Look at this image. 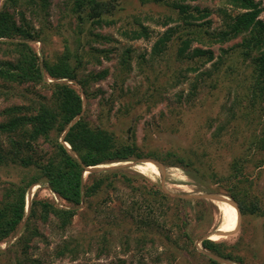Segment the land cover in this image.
<instances>
[{"label":"trees","instance_id":"1","mask_svg":"<svg viewBox=\"0 0 264 264\" xmlns=\"http://www.w3.org/2000/svg\"><path fill=\"white\" fill-rule=\"evenodd\" d=\"M49 1L4 0L0 7V97L12 91L17 92L16 87H29L27 93L20 96L25 104L9 106L0 113V167H17L33 172L29 178L2 188L0 243H6L14 237L17 244L23 239L29 242L38 236L33 227L34 223H46L51 219L58 223V229L64 231L79 212L92 213L94 220L101 218L109 220L106 224L109 229L111 216L103 207L107 201L98 203L97 206H92L91 201L102 191L111 189L113 179L123 177L122 169L104 168L88 174L87 180L84 174L90 167L139 161L149 156L138 146L133 128H129L124 136H117L100 127H93L86 121L82 94L73 86L78 87L85 95L96 98V93H89L92 84L103 81L108 75L106 70L84 74L83 60L87 57L88 61L85 64L92 61L94 58L92 53L79 56L65 46L63 53L52 61L38 57L31 44L43 40L47 34L45 24L49 18ZM138 1L143 6L154 5L169 12L167 15L156 17L145 16L143 21L166 28L157 34L150 50V58L157 60L173 49L175 62L186 65L185 79L189 77L187 78L189 93L183 100L181 96L177 98L180 107L192 106L200 91L208 87V82H211L209 87L213 90L222 83L221 77H224L221 81L232 77L239 69L237 63L233 61H238L248 70L239 86L242 92H236L235 103L229 109V119L226 118L223 124L215 128L211 138L220 142L226 136L236 134L237 110L241 111L240 105L244 98L240 97L244 96L245 105L242 106L238 119L255 117L254 121H260L261 128L258 133L254 129L251 130L249 145L243 151L259 155L260 158L255 161L254 166L256 169H262L264 20L261 19V14L264 9L255 0H216L220 6L215 13L220 17L221 26L214 28L209 19L213 11L192 5L214 0ZM118 10L117 0H71L70 14L77 19L76 43L80 42V36L86 33V27L90 29L89 35L95 38L93 42L110 41L108 36L92 34V31L95 27L114 25L113 18ZM134 22L136 28L123 31L121 36L127 41L149 40L151 31L148 26L143 25L139 18H135ZM36 25L39 27L36 28ZM238 39L240 41L237 44L226 50L220 49L221 54L215 57L212 47ZM94 52L103 53L98 50ZM127 53L129 50L124 53L121 61L123 69L128 68L130 58ZM95 63H98V60ZM208 64H210L208 69L200 71ZM190 75H193V78H190ZM172 76L176 79L179 75L176 72ZM30 86L32 88L44 86L50 90V98L47 99L31 90ZM30 94L33 97L27 98ZM224 141L225 147H228L226 142H229V139ZM204 155L205 150H201L199 155L194 150L182 153L168 152L166 160L173 159L169 166L181 167L189 175L200 174L202 163L199 157L202 158ZM157 160L164 166L163 162L168 161ZM228 166L229 178L237 183L246 181L243 176L245 164L236 159ZM218 184L215 182L213 185ZM37 185H46L49 191L67 206L58 207L48 201L33 198L27 209L26 198L30 190ZM216 190H221L236 202L238 214L262 216L263 211L256 203L246 204L248 194L238 186L226 189L219 187ZM140 196H143L141 201L131 202L129 207L120 210L121 218L113 219L116 228L123 223L128 225L129 230L139 231L141 236L138 240L141 243L146 241L153 243L154 237L150 234L162 233L164 226H175L180 230L181 237L184 239L187 237L182 227L185 220L176 221L178 212H181V206L185 203L183 200H170L159 189L151 187ZM164 238L169 246L170 244L173 246L176 241L168 234H165ZM201 246L205 252L234 262L231 255L223 253V244L220 242L203 240ZM24 247H27V244H24ZM66 251L71 255L77 253L76 248L65 245L57 251L56 256L61 257ZM35 263L25 252L24 258L14 264ZM118 264L123 262L119 261ZM208 264L220 263L208 258Z\"/></svg>","mask_w":264,"mask_h":264},{"label":"rangeland","instance_id":"2","mask_svg":"<svg viewBox=\"0 0 264 264\" xmlns=\"http://www.w3.org/2000/svg\"><path fill=\"white\" fill-rule=\"evenodd\" d=\"M3 1L0 0V7ZM255 1L264 9V0ZM49 2V18L45 24L47 34L43 40L31 44L38 57L52 61L61 55L66 47L79 56L92 53V61L85 64L87 57L83 60V73H99L106 70L108 75L103 81L92 84L89 93H96V98L85 95L78 87L73 86L82 94L86 121L93 127H100L117 136H124L129 128H133L138 146L149 156L139 161L100 166L120 168L123 173V177L113 179L111 189L102 191L91 201L92 206L107 201L103 207L111 216L109 229L106 226L109 220H94L92 213L88 212L77 213L64 231L58 229V223L53 219L46 223L36 222L33 227L38 236L31 241L26 242L27 240L23 239L17 244L14 237L6 243H0V264H14L24 258L25 252L35 264H118L119 261L123 264H208V257L203 253L200 240H210V237L216 234L223 218L222 205L217 201L187 196H199L202 192L217 191L219 187L226 189L234 185L247 192L246 204L256 203L263 214L240 215L236 210L232 230L217 241L223 244V253L231 255L234 262L222 259L229 264H264V167L256 169L254 166L255 161L260 158L259 155L243 151L249 145L251 130L254 129L258 133L261 123L254 121L255 117L252 116L248 119H238L242 106L245 105L244 96L240 97L244 98L240 105L241 111L237 110L236 134L226 136L220 142L211 138L215 128L223 124L226 118L229 119V109L235 103L236 92H242L239 86L248 70L238 61H233L239 69L232 77H227L224 81H221L224 78L221 77L222 83L213 90L209 87L211 82H208V87L200 91L192 106L180 107L177 98L181 96L183 100L189 93V77L185 79L186 65L175 62L173 49L157 60L150 58V50L157 34L166 28L143 21L145 16L167 15L168 11L154 5L143 6L138 0H117L119 10L113 18L115 24L110 27H95L92 31V34L108 36L110 41L93 42L95 38L89 35L90 29L86 27V33L80 36V42L76 43L77 19L70 14L71 0ZM192 5L213 11L209 17L213 27L221 26L220 17L215 13L220 6L218 1H203ZM135 18H139L143 25L148 26L151 31L149 40L127 41L121 36L123 31L136 28ZM261 19L264 20V12ZM239 41L238 39L212 47L215 57L221 54L220 49H229ZM127 50L129 53L126 55H129L130 59L128 68L123 69L121 61ZM97 60L98 63H95ZM209 65L200 71L208 69ZM176 72L179 75L176 77L178 81L172 76ZM190 78H193V75H190ZM15 89L17 92L12 91L0 97V113L9 106L25 104L20 96L26 94L29 87ZM30 89L47 99L50 98V90L44 86H30ZM32 97L30 94L27 98ZM247 125L249 127H246ZM225 139H229V142H226L228 147H225V141L223 142ZM188 150H194L198 155L201 150H205L206 155L202 158L198 156L202 163L200 174L189 175L181 167H170L173 159L166 160L168 152L182 153ZM157 159L166 160L167 162H163L165 166ZM236 159L245 164L243 176L246 181L242 183L233 181L227 174L228 164ZM151 161L163 167V175L154 164L152 165L156 167L157 172L146 169L144 163ZM32 174V171L17 167H0V195L3 187L10 183H19ZM88 174H84L85 180ZM215 182L219 184L213 185ZM150 187L159 189L170 200L181 199L185 202L176 220L186 222L182 225L187 235L185 239L175 226H164L162 233L150 234L154 237L153 243H141L138 240L141 233L129 230L126 224L121 223V226L116 228L113 219L121 218L120 210L129 207L131 202L141 201L143 196L140 194L148 192ZM218 192L225 194L221 190ZM33 198L48 201L58 207L67 206L51 193L46 185H37L30 190L26 198L27 209ZM165 234L176 240L173 246L170 244L172 247L165 240ZM150 236L148 234L149 238ZM24 244H27V247H24ZM65 245L76 248L77 253L71 255L66 251L65 255L57 257V251ZM237 259L239 261H235Z\"/></svg>","mask_w":264,"mask_h":264},{"label":"bare ground","instance_id":"3","mask_svg":"<svg viewBox=\"0 0 264 264\" xmlns=\"http://www.w3.org/2000/svg\"><path fill=\"white\" fill-rule=\"evenodd\" d=\"M144 164L146 166V169H150L154 173L157 172L156 167L154 165H152L151 162H145ZM215 201L220 202V204L222 205V217H223L222 222H221L220 226L218 227L216 234H214L210 237L211 241L217 242L218 240L223 238L230 230H232L233 221L235 218L237 206L235 203H232L231 200H229L228 198H225L223 196L220 197L219 199L215 200Z\"/></svg>","mask_w":264,"mask_h":264},{"label":"water","instance_id":"4","mask_svg":"<svg viewBox=\"0 0 264 264\" xmlns=\"http://www.w3.org/2000/svg\"><path fill=\"white\" fill-rule=\"evenodd\" d=\"M151 163L154 164V165L158 168V170L162 173V175H163V167H162L160 164L156 163V162L151 161ZM114 167H116V166H114ZM102 169H104V168H100V167H90V168L87 169L86 172L90 174V173H92V172H99V171L102 170ZM105 169H106V168H105ZM161 177H162V176H161ZM222 196L225 197V198H228L229 200L232 201V203H235V204H236V202H235L232 198H230V197L227 196L226 194H223V193L218 192V191L202 192V194L199 195V196H187V198L205 199V200L215 201V200L219 199V198L222 197ZM217 230H218V229H217ZM216 232H217V231H216ZM216 232H215V233H216ZM203 240H204V238H203L202 240H200V243H201ZM203 253H204L208 258L213 259V260L219 262L220 264H229L228 261H226V260H224V259H222V258H220V257H218V256H215V255H213V254L207 253V252H205V251H203Z\"/></svg>","mask_w":264,"mask_h":264}]
</instances>
